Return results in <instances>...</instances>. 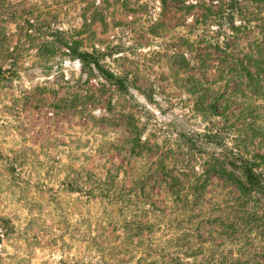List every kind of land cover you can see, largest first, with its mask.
<instances>
[{
    "label": "rangeland",
    "instance_id": "rangeland-1",
    "mask_svg": "<svg viewBox=\"0 0 264 264\" xmlns=\"http://www.w3.org/2000/svg\"><path fill=\"white\" fill-rule=\"evenodd\" d=\"M263 58L264 0H0V264H264L212 170L264 163Z\"/></svg>",
    "mask_w": 264,
    "mask_h": 264
},
{
    "label": "trees",
    "instance_id": "trees-1",
    "mask_svg": "<svg viewBox=\"0 0 264 264\" xmlns=\"http://www.w3.org/2000/svg\"><path fill=\"white\" fill-rule=\"evenodd\" d=\"M167 8L168 7H166V9ZM72 55L75 59L79 60L81 65L84 68H87L89 72L96 70L105 80L115 85H118L119 88L121 89L125 87V81L123 78L117 77L113 73L106 71L103 68L99 59V57L102 55L100 54L99 51H97V53L87 52V51H81L78 48L74 47L72 49ZM252 66L256 68L258 75L260 74L259 72L264 73V58L263 61L259 62V64H253ZM243 70L246 72V74H250V72H247L246 66L244 67ZM219 101H220L219 97L216 96L211 103L212 104L211 108H214L216 105H218ZM231 164L234 168H237L238 171L228 169L227 166H225L223 163L222 164L218 163L216 165H213L212 170L213 171L215 170L217 176L221 177L226 182L230 183V186L234 189L235 194H238L237 199L238 197L239 198L242 197L243 199H249L253 195H255L256 202L263 201L264 200V171H263L264 163L262 162L260 163L255 160L251 161V160L241 159V163L239 167L235 165V162H232ZM260 169L262 170L261 172ZM256 221L261 222V227L259 231H261L260 235L264 236V214L263 216L254 217L252 215L250 217H246V222L248 223L251 222L254 223ZM174 264H176V262Z\"/></svg>",
    "mask_w": 264,
    "mask_h": 264
}]
</instances>
